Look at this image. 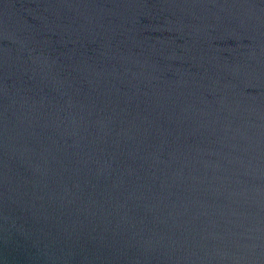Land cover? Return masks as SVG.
Segmentation results:
<instances>
[{
    "label": "water",
    "instance_id": "1",
    "mask_svg": "<svg viewBox=\"0 0 264 264\" xmlns=\"http://www.w3.org/2000/svg\"><path fill=\"white\" fill-rule=\"evenodd\" d=\"M0 264H264V0H0Z\"/></svg>",
    "mask_w": 264,
    "mask_h": 264
}]
</instances>
